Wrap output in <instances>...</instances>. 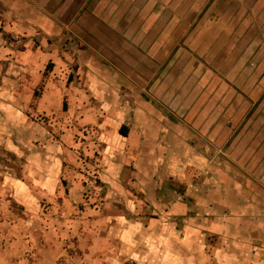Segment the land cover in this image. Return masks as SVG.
I'll list each match as a JSON object with an SVG mask.
<instances>
[{
  "label": "crops",
  "instance_id": "crops-1",
  "mask_svg": "<svg viewBox=\"0 0 264 264\" xmlns=\"http://www.w3.org/2000/svg\"><path fill=\"white\" fill-rule=\"evenodd\" d=\"M167 7L182 11L188 3L0 0V141L23 142L29 157L20 204L37 212L30 188L48 196L63 178L79 187L85 174L65 157L96 149L105 195L94 198L115 211L104 219L72 216L81 226L70 233L73 244L114 248L133 264H264L263 191L190 178L204 166L200 159L189 165V156H203L196 148L160 161L159 130L173 124L160 108L187 113L203 104L197 61L178 58L174 67L188 72L174 73L173 34L182 22L167 19ZM201 27L185 24L183 36H191L192 51L209 53L213 42H197Z\"/></svg>",
  "mask_w": 264,
  "mask_h": 264
},
{
  "label": "rangeland",
  "instance_id": "rangeland-1",
  "mask_svg": "<svg viewBox=\"0 0 264 264\" xmlns=\"http://www.w3.org/2000/svg\"><path fill=\"white\" fill-rule=\"evenodd\" d=\"M186 1L188 7L182 11L167 7L171 13L165 12L167 19L171 14L182 22L173 34L179 43L173 44L172 67L178 58L197 61L194 71L200 75L202 87L198 100L203 104L196 112L187 109V113L184 108H160L173 122L159 130L161 138L156 145L162 152L160 161L171 159L181 147L196 148L203 156H189V165L200 159L204 166L198 168L202 172H188L190 178L203 175L220 186L231 182L243 193L260 196V191L264 192V0H173ZM185 24L188 28L203 26L197 42H213L215 48L209 53L195 51L191 36H183ZM183 45L188 51L181 53ZM48 68H52L50 64ZM174 69L178 75L182 70L188 72ZM63 115L60 111L59 117L64 119ZM62 131L63 126L58 125L57 133ZM63 142L72 149L69 140ZM20 146H24L21 141H0V264H133L128 255L114 248L85 250L72 243L71 231L81 227L72 216L85 212L101 218L115 211L114 205L94 198L96 194L100 197L99 192L105 195V188H99L97 165L103 158L100 161L98 150L75 156L67 153L64 162L85 174L79 175L81 184L76 189L69 185V178H63L59 191L48 196L30 188L39 206L36 212L20 204L29 161ZM212 165L216 166L213 171ZM98 221L93 227L99 229Z\"/></svg>",
  "mask_w": 264,
  "mask_h": 264
}]
</instances>
